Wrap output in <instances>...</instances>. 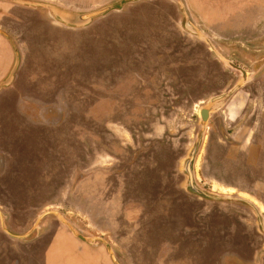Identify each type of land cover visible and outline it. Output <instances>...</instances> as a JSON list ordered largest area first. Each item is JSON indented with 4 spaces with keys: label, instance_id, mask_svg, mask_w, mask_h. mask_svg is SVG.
<instances>
[{
    "label": "rangeland",
    "instance_id": "rangeland-1",
    "mask_svg": "<svg viewBox=\"0 0 264 264\" xmlns=\"http://www.w3.org/2000/svg\"><path fill=\"white\" fill-rule=\"evenodd\" d=\"M3 1L8 9L10 5L20 7ZM76 1L80 6L104 0ZM248 5L243 14L223 23L201 22L214 52L201 49L194 67L164 64V58L173 56L158 43L162 38L153 41L146 53L132 55L135 64L115 67V50L100 41L96 30L71 32L50 25L42 11H32L35 17L23 13L22 20L29 25L25 34L32 35L17 43L9 37L20 62L22 58L19 83L11 89L25 91L23 106L30 110L26 114L40 126L24 123L23 127L19 119V134L12 136L21 140L19 152L27 159L22 160L15 177L17 189L11 186L12 178L6 182L14 204L33 203L40 209L50 203L56 208L44 212H60L82 223L94 237L108 220L117 221V233L127 236L125 223L134 216L135 264H243V233H256V206L264 218V4ZM11 50L14 57L12 46ZM127 57V52L121 54V59ZM227 63L242 69L247 81L231 101L229 98L211 113L203 129L200 110L241 81V73ZM147 83H151L149 89L153 87L152 97L143 96ZM176 93L187 96H170ZM6 96L1 95L0 100ZM229 104L231 117L225 115ZM5 108L1 115L7 114ZM4 126L0 130L7 136L9 131L14 134L16 125L11 129L6 128L11 125ZM201 132L203 144L193 167L195 183L208 195L224 199L221 201L203 200L185 188L183 165ZM102 140L113 154L121 156L120 161H105L114 166L106 176L96 171L107 158L97 149ZM243 153H248L245 160ZM257 153L262 160H257ZM83 157L86 160L80 162ZM32 159L34 166L29 163ZM81 165L88 168L87 176L81 174L84 181L76 171ZM50 169L57 177L41 174ZM110 208H116L114 217ZM37 211L30 209L27 216L34 217ZM27 220L9 223V229L21 234ZM46 227L56 229L59 224L47 217L41 229ZM252 243L255 246L254 237ZM66 246L73 245L67 242ZM119 249L124 259L127 252ZM46 264L67 263L47 260Z\"/></svg>",
    "mask_w": 264,
    "mask_h": 264
},
{
    "label": "crops",
    "instance_id": "crops-1",
    "mask_svg": "<svg viewBox=\"0 0 264 264\" xmlns=\"http://www.w3.org/2000/svg\"><path fill=\"white\" fill-rule=\"evenodd\" d=\"M38 2H45L60 8H63L68 11L76 12V13H86L90 11L97 10L102 8L108 4L115 3L119 0H104L95 4H85V5H77L76 0H33ZM188 16L190 17L193 24L202 32V28L200 27L201 22L203 25H212L215 23H223L225 20H229L231 17L237 16L238 14H243L244 7L249 6L248 4H254L255 6L263 5V0H182ZM129 8L128 11H124L126 8ZM246 9V8H245ZM24 13L28 15H34L32 11L36 12H44L46 14L47 19H49L50 25L56 28H62L71 32H89L92 30H96L100 33V41L107 42V44L112 45V64L113 66H123V65H132L137 61H134L132 55H140L146 53L147 50L152 49V43L156 40L160 39L158 42L165 49L170 52L171 58H164L166 61L170 59H175L173 62H166L164 64H168L169 66H179L184 65L186 63L189 66L194 67L197 64V60H199V51L202 49L207 54H210L211 50L208 45L200 40L196 36H191L186 34L181 28L182 17L179 11V7L175 0H141L136 3L126 5L119 12H112L107 16L94 21L90 26L80 30H72L69 28L61 27L54 24L52 19L48 16L47 11L45 10H27L23 9ZM30 11V12H29ZM30 15V16H31ZM37 24V20L35 22ZM105 24V25H104ZM29 25L23 20V29L26 30ZM161 36V37H160ZM202 41V43H201ZM2 45L5 47H2ZM115 47V48H114ZM0 59L2 51H6V44L3 40L0 39ZM123 52L128 53L127 58L121 59V54ZM9 54V53H8ZM9 57V56H8ZM132 57V58H130ZM192 57V58H191ZM187 58L188 62H184L182 59ZM211 60L213 57H209ZM132 60V61H131ZM1 63V61H0ZM5 63V62H3ZM2 70H0V83L6 79V75L8 76L9 71V62ZM20 65V63H19ZM3 65L0 66V69ZM19 68V67H18ZM18 70V69H17ZM17 72V71H16ZM10 73V72H9ZM16 74V73H15ZM15 77V76H14ZM3 79V80H2ZM14 82V79H13ZM12 82V84H13ZM134 82H137L134 80ZM139 82V81H138ZM19 83V82H18ZM12 84L5 89L0 90V96L3 94H7L5 98L0 100V126L4 127L5 123L7 125L6 128L11 129L16 125L14 134L9 131V135L5 131L0 130V155L5 156V162L2 166L0 164V264H46V261H65L67 264H113L111 257L109 255V251L101 242H97L93 245L82 242L79 240L65 225L61 224L59 220L52 215L44 217L41 222L38 224V227L35 228V224L37 219L41 216V212L43 214L46 209L56 208L52 204H46L42 207L36 206L33 203L29 205H15V198L12 197L13 194L9 193L11 191L6 183L8 178H12L13 184H11L14 189L17 186V181L15 177H18V171L22 164L23 159L21 157L23 154L19 152V146L22 145L21 140L17 141L13 140L14 135L18 133L19 119L23 122V127L25 124L32 125L39 128V122H35L34 120H30L28 115L26 114L28 108L23 106L24 98L23 92L25 91H15L16 89H11ZM151 83H147L142 90L143 96L152 97V89L150 88ZM177 85V84H176ZM15 86V85H14ZM121 86V83L118 84V89ZM135 87H138L135 85ZM148 88V89H146ZM135 89V88H134ZM141 90V91H142ZM157 91V90H156ZM158 92V91H157ZM176 92H183L182 90L176 89ZM30 95V93H28ZM120 94V93H119ZM236 94V92L230 97V99ZM29 98H35L34 95H30ZM129 96V95H128ZM136 96V95H134ZM175 97H184L187 96L183 93H176L175 95H170ZM9 97L12 100H6ZM27 98V97H26ZM229 99V100H230ZM9 105V106H8ZM7 107V108H5ZM5 108L7 114L1 115V109ZM3 118V119H2ZM7 119V122H6ZM13 124H15L13 126ZM46 124V123H45ZM47 125V124H46ZM48 128V127H47ZM19 134V133H18ZM5 136L10 139H5ZM13 136V137H12ZM23 137V134H22ZM13 140V141H12ZM116 142H120L119 140H115ZM19 145V146H18ZM8 146L10 147L8 149ZM86 146V144H85ZM4 147H7L4 148ZM97 149L103 151V155L107 158L103 159L101 162L100 170H96L99 172H103V175L106 176L105 172H109V167L112 164L106 163L105 161H120L121 156L118 154H113L111 148L108 146V143L97 144ZM112 153V154H111ZM102 156V155H101ZM85 157L81 158L80 162L85 161ZM40 160V159H39ZM57 157L53 158L52 161H56ZM125 160V159H124ZM123 160V161H124ZM29 162L31 165H35L36 162L34 159ZM98 161V160H97ZM56 165V164H55ZM54 165V166H55ZM113 166V165H112ZM120 166V162L118 167ZM86 170L85 175H88V168L84 166H80L79 170H76L82 174ZM53 170V169H52ZM51 169L41 173L42 175L51 174L53 177H57L56 171H52ZM95 171V172H96ZM113 172V171H112ZM61 173V171H60ZM37 176V174H34ZM9 193V194H8ZM6 194L11 195V197L5 196ZM15 194V193H14ZM9 200V201H8ZM247 207V206H246ZM22 208V212L20 211ZM37 214L34 217H28L26 211H34L37 209ZM111 209V208H110ZM18 210V212H17ZM55 210V209H54ZM57 210V209H56ZM116 208L111 209V214L114 217V213ZM57 212V211H55ZM45 213V212H44ZM64 220H66L72 227L84 238L94 237L89 232L82 227V223L73 222L69 220L67 216L58 212ZM47 217H53L59 224V228L51 229L45 228L41 229V224ZM112 217V219H113ZM24 219H28L26 224H24V228L22 229L21 234H15L10 229L8 224L12 225L20 224ZM102 228H97L98 230V238H102L108 247L113 252L118 264H135V256L133 254V242H135L136 237H134L133 233L136 228V223L134 216L127 218L125 223V229L127 230V236L121 237L118 233V224L117 221L108 220L105 221ZM84 224V223H83ZM84 227H88L86 224ZM59 229V231H57ZM259 230V229H258ZM260 232V230H259ZM10 234L16 236H24L27 237L23 240L15 239ZM259 234V233H258ZM254 234L255 237L258 235ZM134 237V238H133ZM133 238V240H132ZM253 238V236H251ZM249 237L245 233H243V264H263L264 262V243L263 241H259V245L256 247L253 246L252 241L249 242ZM17 241V245H14L13 242ZM73 245L72 247H67L66 243ZM263 244V245H262ZM126 245V247L124 246ZM43 247L46 249L43 250ZM119 247H123V250L127 252V254H123L124 259L121 258V254H119ZM55 252V253H54ZM97 253L101 256L98 257ZM95 255L97 256L95 262ZM53 258L54 260H50ZM231 258V256H230ZM127 259L126 261H123Z\"/></svg>",
    "mask_w": 264,
    "mask_h": 264
},
{
    "label": "water",
    "instance_id": "water-1",
    "mask_svg": "<svg viewBox=\"0 0 264 264\" xmlns=\"http://www.w3.org/2000/svg\"><path fill=\"white\" fill-rule=\"evenodd\" d=\"M8 1L15 3L16 5L23 7V8H26V9L45 10V11H47L48 16L52 19V21L54 22L55 25L65 27V28H69L72 30H80V29L87 28L94 21L99 20V19L107 16L108 14H110L112 12L121 11L128 4L136 3V2H139L141 0H119L115 3L108 4L102 8H99V9L94 10V11L86 12V13H76V12L65 10L63 8H60L58 6H55V5H52L49 3L38 2V1H33V0H8ZM175 1L179 7V11H180V14L182 17V21H181L182 30L188 35L198 37L200 40H202L203 42H205L208 45V47L210 48V50L212 52H214V48H213L212 44L210 43V41L205 37V35L191 21L190 17L187 14L186 7H185L183 1L182 0H175ZM8 40L11 43V46L13 48L15 60H14V65H13L10 73L8 74L6 79L0 83V90L8 88L12 84L15 73H16V71L19 67V63H20V55H19V52H18L16 46L14 45L13 41L9 37H8ZM227 65L230 68L235 69L236 71L241 73V81L238 85H236L228 93L211 99L209 101L208 106L205 107L204 109L200 110L199 116H200V120H201V126L203 129H204L206 123L208 122L211 113L218 110L219 108H221L226 103V101L238 89H240V87L243 85V83H245L247 81V75L242 69L234 66L231 63H227ZM202 139H203V132H201L199 134V136L196 140V143L194 144V146L190 152L188 159L185 161V163L183 165V173L187 177V182H186L185 188H186L187 192H189L190 194L195 195V196H197L203 200L221 201L224 199L218 198V197H213V196H210L207 193L203 192L201 189H199V187L196 186V184L194 183V180H193L194 159H195L197 151L200 147ZM232 200L239 201L237 199H232ZM243 203H245V201H243ZM49 215L55 216L61 224L65 225L82 242H85V243H88L91 245H93L97 242H101L104 245H106V247L109 251V255L111 257L112 263L118 264L113 252L111 251V249L108 247V245L105 243V241L102 238H98V237L84 238L79 233H77V231L72 227V225L69 224L66 220H64L63 217L58 212L47 211V212L43 213L37 219L36 224H35V228L38 227V224L41 222V220L44 217L49 216ZM10 235L15 239H20V240H23L27 237V235H24V236H16V235H12V234H10Z\"/></svg>",
    "mask_w": 264,
    "mask_h": 264
},
{
    "label": "flooded vegetation",
    "instance_id": "flooded-vegetation-1",
    "mask_svg": "<svg viewBox=\"0 0 264 264\" xmlns=\"http://www.w3.org/2000/svg\"><path fill=\"white\" fill-rule=\"evenodd\" d=\"M262 4H264V2ZM10 6H11L10 9H8V3H6V1L4 2L3 0H0V39L3 40L5 42V44H6V51L5 50L2 51V54H1L2 56H1V59H0V61H1L0 66L3 65V67L0 70H2L4 68V66L6 65L5 63L8 64V62H9V67H8L9 71H8L7 74H9V72L11 71V69H12V67L14 65V60H15V58L13 57L12 50H11V45H10L11 43L9 42L8 37H10L15 43H17L16 41L19 38L22 40L23 38H26V37L32 35V33H31V35H26L28 32L27 31L25 32V30L23 29L22 17H23L24 10L22 8L14 6V5H10ZM24 34H25V36H24ZM2 47H4V46L2 45ZM8 51H9V54H8ZM3 62H5V63H3ZM21 65H22V58H21V62H20L19 68H18V70H17V72L15 74L14 82H13L12 86H14L16 83L19 82L18 81V77H19L18 74L20 72ZM6 77H7V75H6ZM209 97H211V96H209ZM231 99H230V101H231ZM228 103H229V101H228ZM225 111H226L225 115L227 116V114H228L231 117V113L233 111V108L230 106V104H229V106L225 107ZM203 139H202V142H201L200 146L203 144ZM224 139H225V142L227 144L232 145L230 140L228 141L227 137H224ZM245 143H247V142L244 141L243 144L245 145ZM4 148L7 149V147H4ZM9 148L10 147L8 146V149ZM199 149H200V147H199ZM199 149H198V151H199ZM198 151H197V153H198ZM4 154L6 155V153H4ZM247 154L248 153H243V156H244L243 160H245V158L248 156ZM3 155H0V164H2V166H3V164H4L5 160H6L5 156H3ZM196 156H197V154H196ZM256 156H257V160H259V159L262 160L263 159V157H261L262 154H258L257 153ZM194 163H195V159H194ZM85 167H87V166L85 165ZM112 167H114V166H112ZM193 167H194V164H193ZM85 173H86V170L84 172H82V174H84V175H85ZM85 176H81V173H80V178H83V181L85 180L84 179ZM193 180H194V183H195L194 175H193ZM128 191H129V185L127 187V192ZM258 192H259L258 194H263V191H261L260 189H258ZM262 197H263V195H262ZM243 207L245 209H248L246 206H243ZM255 208L257 210V216L256 217L254 216V218H255L254 228H255V232L257 234L258 233L259 234L257 235V237H255L254 235H252V236L254 237V241L256 243L255 247H256L257 245H259V241H261V242L263 241V243H264V218L261 215V212H259V207L256 206ZM244 220L246 222L247 217H245ZM258 229L260 230V232H259ZM248 237L250 238L249 242L253 241V238H251L250 235H248ZM263 264H264V262H263Z\"/></svg>",
    "mask_w": 264,
    "mask_h": 264
}]
</instances>
